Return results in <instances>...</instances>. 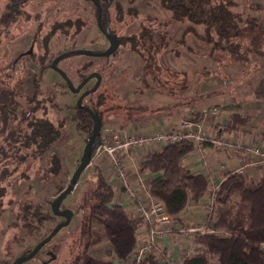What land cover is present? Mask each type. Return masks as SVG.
Wrapping results in <instances>:
<instances>
[{"label":"rangeland","instance_id":"374dc122","mask_svg":"<svg viewBox=\"0 0 264 264\" xmlns=\"http://www.w3.org/2000/svg\"><path fill=\"white\" fill-rule=\"evenodd\" d=\"M108 1L107 22L105 18L101 19V26L103 29L108 26L110 33L119 38L115 51L108 56L67 54L56 62L74 86L87 74L93 71L100 73L99 86L81 100L82 105L97 108L100 112L99 142L113 131L140 138L153 131L152 127L159 118L162 121L178 120L177 127L167 123L164 129L161 126L157 128L173 130L183 120L195 121L197 117H200L197 122L205 128L221 137H229V140L234 133L243 140L249 138L252 141L253 137L264 140L263 35L259 38V53L252 50L248 39H241V51L247 50L248 58L247 61L235 60L227 51L212 50L211 45L199 37L203 33L202 24L173 20L171 12L161 6L159 0ZM233 1L232 11L239 13L244 20L255 21L264 30V0ZM96 16V7L89 0H28L15 22L6 26L0 24V264L13 263L22 257L24 251H30L59 221L64 220L52 213L50 204L65 188L80 161L88 134L76 128L72 117L78 96L94 85L95 78H90L77 93H73L50 64L54 57L71 49L102 51L108 47V40L98 27ZM188 26L194 30L185 32ZM144 31H147L146 36L141 35ZM153 38L154 42L166 41V45L158 46L155 56L149 59L152 66L145 70L144 61L136 50L145 54L140 43L147 45ZM45 39L48 40L46 53ZM133 40L137 41L134 42L135 48ZM29 48L31 52L27 54ZM145 56L150 58L148 54ZM41 57L43 63L40 62ZM258 85L260 90L256 94ZM100 96L105 97L101 102ZM29 112L34 118L62 124L61 136L42 152L29 145L25 138L28 127L24 117ZM232 113L246 116L248 123L234 131L222 130ZM162 145L152 144L140 150L129 146L126 153L121 147L127 178L139 187L136 195L145 196L140 191L142 184L146 187L151 181L140 173V163L149 150L167 146ZM207 148L242 153L239 150L228 151L223 143ZM207 148L194 147L190 152L195 155L189 157L203 155ZM52 155L59 159L58 175L48 171ZM253 157L259 162L256 156ZM210 169L216 172L223 170L219 166ZM96 171L106 182L112 175L109 157L103 147L93 149L73 190L60 203L61 209L72 211L70 222L60 228L31 259L21 264H67L77 254L81 247L76 240L80 219L85 212L81 204L84 201L85 205L90 203L89 196L97 180ZM208 172V169H202L210 186L200 201L188 202L193 205L185 210L187 204L178 219L170 215L172 224L186 231L159 229L163 238L160 242L154 240L150 243V251L143 260L151 258L158 264H181L184 257L203 252V246L196 242L197 235L216 233L211 221L219 213L234 209L233 201H236L233 197L229 203L215 202L213 188L216 182L211 180L212 174ZM241 174L250 184L246 173ZM216 180L218 184L222 182ZM112 189L113 202L117 204L123 194L119 187ZM210 202L212 204L208 206ZM34 205L50 213L52 220L43 223L39 233L28 234L17 216L21 207L31 209ZM144 225L141 222L136 232V246L130 255L124 260H116L107 255L111 246L103 239L102 225L93 221L89 240L95 243L90 247V254L94 259L110 260L113 264H131L132 256L145 246ZM197 229L202 232L195 233ZM47 251L51 253L48 255ZM209 264L218 262L209 256Z\"/></svg>","mask_w":264,"mask_h":264},{"label":"trees","instance_id":"16d2710c","mask_svg":"<svg viewBox=\"0 0 264 264\" xmlns=\"http://www.w3.org/2000/svg\"><path fill=\"white\" fill-rule=\"evenodd\" d=\"M27 1L0 0L1 26L15 22ZM106 1L99 0L100 4L103 2L108 6L110 1ZM159 2L171 12L173 20H187L194 24H202L203 33L199 37L209 43L212 50L227 51L231 58L247 61L248 51H241L240 46L241 39L246 38L253 46L252 50L259 53L258 48L261 47L259 38L264 36V30L255 21L244 20L239 13L232 11L230 7L235 6L233 0H159ZM103 18L107 21V17L102 16L101 19ZM256 27H258V32ZM191 28V26L186 27L185 32L194 30ZM141 35L146 36L147 31ZM181 38L179 40H182ZM161 40L165 41V39ZM47 41V39L44 40L45 53L48 49ZM134 42L137 41L132 42L135 48ZM140 44L145 54L150 56V58L146 57L144 53L136 50L140 53L146 70L152 66L149 59L155 56L158 46L166 45V41L154 42L153 38L147 45ZM40 62H44L42 57ZM259 86L255 88L256 94L259 93ZM35 96L36 93L34 98ZM104 98L100 96V102ZM89 108L97 111L101 117L97 108L93 109L91 106ZM74 109L72 120L76 122V128L85 131L89 136L93 129L91 114L77 105ZM31 113L29 112L24 117L28 127V135L25 138L29 145H33L36 150L42 152L61 136L62 124L56 125L46 119L34 118ZM194 120L199 121L200 117ZM248 121L246 116L232 113L227 117L222 130H237L238 127L246 125ZM99 136L100 131L96 137L97 140ZM94 148L96 146L90 149V157ZM193 149V143L180 141L160 150H149L140 163L141 171L156 174L149 183L150 195L160 200L166 213L175 219H178L179 213L184 210L188 202L198 203L209 188V181L205 175L192 173L181 165L182 159ZM59 170V159L52 155L48 171L53 175H58ZM96 173L97 180L89 196L90 203L85 205L84 201L81 204L85 212L80 219L76 240L81 248L67 264H113L110 260L94 259L90 254V247L95 243L89 240L93 221L102 225L103 239L111 246L110 251L107 252L108 256H113L116 260H124L136 246V232L143 220L132 217L121 205L115 204L112 187L101 177L99 171ZM233 197L236 199L233 201L234 209L219 213L211 221V227L216 233L197 235L196 242L203 246V252L184 257L181 264H209V256L215 257L218 264H264V251L262 250L264 245V176L255 183L247 184L241 173H225L222 182L214 191L213 199L215 202L229 203ZM19 212L17 218L28 234L39 233L42 224L52 220V215L43 211L39 205H34L31 209L21 207ZM28 252L29 250H26L22 255ZM142 264L158 263L152 261L151 258H146Z\"/></svg>","mask_w":264,"mask_h":264},{"label":"built area","instance_id":"2783aa9c","mask_svg":"<svg viewBox=\"0 0 264 264\" xmlns=\"http://www.w3.org/2000/svg\"><path fill=\"white\" fill-rule=\"evenodd\" d=\"M215 110L212 111L214 113ZM159 125L154 127L153 131L147 135L140 136V138H131V136L121 135L119 132H112L110 135H106L105 138L99 142L97 149L103 147L109 157V162L111 165L112 175L108 177V184L111 187H119L123 196L117 204L121 205L125 212L134 218H140L145 223L143 233L146 236L145 246H141L140 249L132 256L131 264H142L143 258L149 253L150 243L152 241H161L163 234L161 231H172L171 229L177 228L179 233H184L185 228H181L177 224H172V218L166 213L163 204L160 200L152 197L149 193V184H142V189L140 190L141 195H136L139 191V187L133 184L127 178V172L125 164L121 158L122 148L124 147V152H127V147L133 146L137 150L142 147H148L152 144H164L170 145L175 144L180 141H188L194 144V147L204 148L213 147L214 145H220L223 143L225 148L229 151L239 150L242 153L249 154L251 156H256L259 162L264 163V140L257 139L258 137H253L252 141L240 139L233 134V138L229 140V137H221L210 129L203 126L202 123L191 120H183L177 129L173 130H163L157 129ZM162 145V146H164ZM187 155H195L192 152ZM209 174V173H208ZM262 177V176H261ZM261 177H258V181ZM212 181H215L216 186H214L213 192L219 186V182L211 175ZM220 180L222 181L223 178ZM141 196V197H140ZM212 202L208 204L211 206ZM177 225V226H176ZM196 232H202L197 229ZM210 232V231H209ZM214 232V231H212ZM208 233V232H203ZM159 241V242H160Z\"/></svg>","mask_w":264,"mask_h":264},{"label":"water","instance_id":"95a60500","mask_svg":"<svg viewBox=\"0 0 264 264\" xmlns=\"http://www.w3.org/2000/svg\"><path fill=\"white\" fill-rule=\"evenodd\" d=\"M95 2L98 4L97 8H98V12H97V24L98 27L101 29V31L105 34L107 40H108V47L105 50L102 51H88L86 49H71L65 53H61L59 55H57L56 57H54L51 61L50 66L54 69H56L61 76L65 79L67 86L69 88V90L73 93H77L82 86L92 77L95 78V83L92 87L85 89L83 92L80 93V95L77 98L76 101V105L80 108H84L86 109L92 116V120H93V129L92 132L89 134V136L87 137L86 143L84 145L83 151H82V155L80 157V161L75 169V171L73 172V174L71 175L67 185L65 186V188H63L60 193L53 199V201L50 204V208L51 211L54 215L57 216H62L64 218V220L58 222L51 230L50 232L43 237L41 240H39L34 247L25 255H22V257L16 259L13 263L11 264H21L25 261H28L29 259H31V257L44 245L46 244L49 240H51L53 238V236L57 233V231L66 226L72 217V211L68 208H60V203L61 201L73 190V187L77 181V179L80 176V173L83 171V169L86 167L89 158H90V149L92 146H98L99 141L96 139L100 129H101V119L98 115L97 111H92L89 107H86L84 105L81 104V100L83 99V97L87 94H89L90 92H93L100 84V80H101V75L98 72H91L89 74H87L76 86H74L72 84V82L68 79V77L65 75V73L59 69L56 66V62L59 58H61L64 55L67 54H85V55H90V56H108L111 53H113L115 51V49L118 47L119 45V38L117 37V35L115 33H110L109 27L106 26L105 29H103V27L100 24V16H101V7L98 3L97 0H95ZM31 52V48H29L26 53H30ZM262 250L264 251V245L262 246Z\"/></svg>","mask_w":264,"mask_h":264},{"label":"crops","instance_id":"0c3cea01","mask_svg":"<svg viewBox=\"0 0 264 264\" xmlns=\"http://www.w3.org/2000/svg\"><path fill=\"white\" fill-rule=\"evenodd\" d=\"M167 123L171 127H177L179 124V121L176 119L175 120L170 119L169 121H162L159 118L157 119V124L152 127V130L157 125L161 126V128L163 127L164 129V126H166ZM205 152H202L203 155H199L194 158L189 157V155H187L181 161L182 167L195 174L202 173V169H208L209 170L208 173H211L215 179L223 178L222 174L227 173V172H240V173L244 172L248 176V179L250 178V183H252V181L255 182L257 180V177L259 176L261 177L264 175V163L258 162L257 159H255L253 156L248 155L246 153H236V152L230 153V152H225L222 150L215 151V150H210V148H207V151ZM214 163H216L217 165H213ZM217 166H219V169H223V170L220 172H216L210 169V167L217 168ZM140 173H142L143 176L145 177L151 178V180L156 176V174H153L147 171L140 170ZM149 183L150 181L148 182V184ZM200 204L201 205L203 204L202 200ZM189 205H193V204L189 203L188 206L185 208V210L188 209ZM194 206H197V205H194ZM182 212L179 213L178 216L182 215L183 214ZM187 214L188 213H186L185 215Z\"/></svg>","mask_w":264,"mask_h":264},{"label":"flooded vegetation","instance_id":"af4514ba","mask_svg":"<svg viewBox=\"0 0 264 264\" xmlns=\"http://www.w3.org/2000/svg\"><path fill=\"white\" fill-rule=\"evenodd\" d=\"M89 1H92L93 3H94V5H95V7H96V10H97V12H98V8H97V6H98V4L95 2V0H89ZM98 1V3H99V5H100V7H101V16H100V24H101V18H102V16H105V17H107L108 16V14L106 13V7H107V5H105V3H103L102 2V4H100V2H99V0H97ZM109 2V1H108ZM96 22H97V16H96ZM107 22V21H106ZM93 83H95V81L93 82ZM93 85V84H92ZM60 217H62V216H60ZM62 221V220H61ZM60 222V221H59ZM49 253H51L50 251H47V254L49 255ZM45 263V262H44ZM8 264H11V263H8Z\"/></svg>","mask_w":264,"mask_h":264}]
</instances>
